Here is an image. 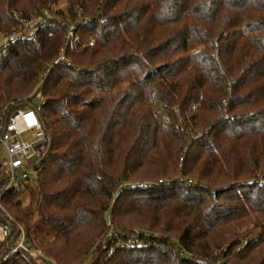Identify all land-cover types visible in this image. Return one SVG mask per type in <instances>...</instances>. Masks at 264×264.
Listing matches in <instances>:
<instances>
[{
    "label": "trees",
    "instance_id": "16d2710c",
    "mask_svg": "<svg viewBox=\"0 0 264 264\" xmlns=\"http://www.w3.org/2000/svg\"><path fill=\"white\" fill-rule=\"evenodd\" d=\"M12 32L0 121L46 99L35 184L4 199L30 242L55 264H264V0H0Z\"/></svg>",
    "mask_w": 264,
    "mask_h": 264
},
{
    "label": "built area",
    "instance_id": "2783aa9c",
    "mask_svg": "<svg viewBox=\"0 0 264 264\" xmlns=\"http://www.w3.org/2000/svg\"><path fill=\"white\" fill-rule=\"evenodd\" d=\"M44 20L39 16H32L27 20L20 19L23 31L26 33L24 38L29 39L34 34L38 21ZM73 31L74 26H68L67 38L73 35ZM18 35V32L3 34L0 36V46L5 47L9 42L17 39ZM91 44L90 40L88 45ZM65 60L61 50L52 65ZM44 75L41 74L39 78L42 80ZM43 103L16 106L15 102H12L3 109L1 114L0 147L3 148L5 156L0 162V247H3L0 252V264H7L10 258L25 254H35L55 264V261L47 257L42 249L27 239L24 226L4 206L7 193L18 187L24 188L26 183L35 180L38 172L35 168L36 163L43 156L47 146L46 134L38 116V110ZM26 132L31 134V141L22 138L21 134ZM105 220L110 229L107 233L108 237L117 236L108 214Z\"/></svg>",
    "mask_w": 264,
    "mask_h": 264
},
{
    "label": "rangeland",
    "instance_id": "374dc122",
    "mask_svg": "<svg viewBox=\"0 0 264 264\" xmlns=\"http://www.w3.org/2000/svg\"><path fill=\"white\" fill-rule=\"evenodd\" d=\"M65 2H63V3H61V1H59V3H57L56 4V6H52V10H56V9H58V7H61V6H64V5H62V4H64ZM73 36V35H72ZM71 36V37H72ZM1 38V37H0ZM10 38V37H9ZM76 39V40H75ZM91 41H92V43H93V39H90ZM89 40V41H90ZM77 41V37H74L73 38V43L72 44H74L75 42ZM69 62V61H68ZM53 66V65H52ZM43 74V73H42ZM40 77V76H39ZM40 81H39V85L38 86H40ZM18 101H19V99H17ZM34 102L35 103H37V102H46V99L45 98H43V97H41L40 96V93H38L37 95H36V98L34 99ZM21 136H22V138L24 139V140H28V141H31L32 140V137H31V134L29 133V132H26V133H22L21 134ZM4 156H5V154H4V151H3V148H1L0 147V162H2L3 161V158H4ZM33 177L31 176V179H32ZM35 183H34V181H31V182H29L27 185H26V187H24V188H21L20 190H22L21 192H23L22 193V195L20 196V202L22 203V205H25L26 203H27V188L28 187H30L31 185H34ZM106 231H107V233H108V231H110V229H109V227H108V225L106 224ZM137 231V230H136ZM135 231V232H136ZM108 236V235H107ZM103 247V246H102ZM228 247V245H226L225 247H224V249L225 248H227ZM3 250V247H0V252ZM220 250H222V248L220 249ZM97 251H95L94 253H93V255L94 256H96L97 255ZM88 262H86V264H87ZM214 264H226V257L224 256V253L223 252H221L220 251V253H219V255H218V257H217V259L214 261Z\"/></svg>",
    "mask_w": 264,
    "mask_h": 264
}]
</instances>
